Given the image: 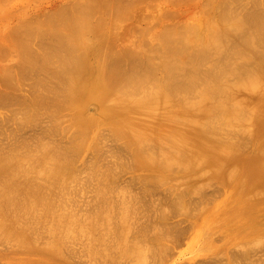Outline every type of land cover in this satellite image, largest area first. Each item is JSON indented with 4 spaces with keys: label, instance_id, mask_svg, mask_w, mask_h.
Masks as SVG:
<instances>
[{
    "label": "rangeland",
    "instance_id": "1",
    "mask_svg": "<svg viewBox=\"0 0 264 264\" xmlns=\"http://www.w3.org/2000/svg\"><path fill=\"white\" fill-rule=\"evenodd\" d=\"M65 1L66 0H0V15L2 16L3 12H5L4 15L6 17L10 14V17H9L10 19L8 18V20L5 19L6 17L0 16V55H1L0 56V77H1L0 79H4L3 81L0 80L1 81L0 83H3V85L5 87V88H2L1 87L2 84L0 85V87L2 88V89H0V91H1L0 94L1 93H3V94L8 93L5 91L12 90L11 86L13 87V90L10 91L11 93L10 92L8 93L9 98L7 97L8 99H6L5 102L3 101L4 103H0L1 104L0 105V124H1L0 125V129H1L0 130V147H1L0 148V166H1L0 167V180H1L0 181V190L8 188V187H9V189L14 188V191H17V192L19 191L20 193L22 192L23 195H21V196H25L24 198L27 199L28 196L24 195L25 193L23 191H25V190L28 191L29 189H34L37 187V188H40V190L42 188L41 191H43L47 195L48 194L52 195L50 197L53 198L52 205H50V204L48 205L49 211L47 208H46V211L41 209V205L40 204L38 205V203L34 205L35 207L34 206L32 207L31 210H34V208H36L38 211L34 212V211H36V209L33 211L35 213V217H33L34 214L33 215L29 214V216L31 215L32 218L30 220V217H29L27 222L29 224L30 223L29 220L31 221L32 225H29V226H31V229H29L30 227L28 225L23 226V228L22 227L21 228H18V227L17 228H15V227L10 228L8 231L0 229V264H25V263L26 264H44V263L45 264H53V262H54V264H264V168H262L259 171V167L257 166V163H255V162L259 163V160H258L259 157H257V155L261 156V157L264 156V141H263L264 140V131L261 133L262 128H258V127H262V125L264 124V85L260 86V84L255 85L254 83L253 84L252 83L246 84L244 81L247 77L245 75V73L242 74L245 76V78H241L242 76L236 77V74L241 73L240 71L242 70L241 67L237 68L236 67L237 65L238 66H242V65L245 66V64L247 65V63L253 59V63H251V61H250V63L254 66L256 64L255 62H257V58L256 57H242L241 58L240 56H237V54L236 55L234 54L235 56L232 54L234 57L233 58L232 55H230L232 53V49L234 47V43H232V42H235L233 38L232 39L231 38L223 39V40H221L219 45L218 44L211 45L212 47L211 46L209 47V56L205 57L203 60L197 61V59H196V63H195L194 57L193 58L191 57L193 60L190 57H188L190 59L189 60L185 56L187 53H184V55L177 54V56H179V57H177L175 55L177 58L174 57L173 59L176 60L179 58L181 60V61H179V59L176 60L177 62H179L181 64L180 66L183 69V70L181 69V72H184V73L188 72L190 74H194L192 77H194V76L196 77V78L194 77V80L198 79V81H196L197 83H201L202 85L203 84L205 85L207 83V81L209 82L208 84H210V85H211V83H217V84H219L218 85L219 89H220V85L223 83L226 86L227 85L230 86L228 88L226 87V90H224L225 86L222 87V85H221V88H223V89H220L219 92L218 91L216 92V90H215V92H213V93L211 92L210 96H209L207 94L210 92V90H209L210 86L208 87V84L205 85V86H207L206 89L209 88L208 92L203 88L205 86H202V88L205 90V93H204L203 89L200 88L201 84L198 85L194 80L191 83L193 85L195 83V86L198 85L197 88L200 86L198 88L199 90H197V89H196L197 91L195 90V92H197V93L199 92L200 94L198 95L197 93H195V95L198 98V101L196 100L197 101L196 103H199L198 107H202V110L206 109L207 107L209 108L212 105H215V103L212 104L213 99H215V101H217L216 99L218 97V102L223 101L224 105L225 106L227 105L226 107L228 108V110L231 107L230 108L231 113L238 111L237 114H239L238 115L239 118L238 117L235 118L237 114L232 113L233 115L229 118L226 115V117L224 119L225 121H223V122H226L225 124L224 123L222 124V122L220 124L221 128L224 129V131H221V133L222 132L224 134L231 133V135L228 134L227 136L226 135L222 136L224 134L222 133V135H221V133H220V136H222V137H218L219 136L218 132H220V130H222V129L219 126H217L220 129V130H218L217 127H215L217 125V123H215V121L211 122L209 119H208V121H210V122L206 121L207 122L206 123L204 121L203 123H205V124H203V123L201 124V122H199V120H201L203 117H201L202 115H199L198 113L197 114L200 118L194 117L196 120H194L193 118L191 120H189V118L192 117L191 116L192 114L189 112V113L183 115V120L177 121L178 115L175 114L174 110H172V109H169V110L166 109L165 110L163 108V106H161L159 101L157 102V101H151V100H144V101H142V103H143L142 107H140V109L136 110V112L133 113L136 115V118L132 119L131 122H129L127 125V127L129 128L128 130H131L134 133L138 132V134L141 133V135L139 136L138 134H131L130 136L129 135L123 136V137H128V140L129 139L131 140V141L129 140V142H132V140H133L132 137H135L134 138L135 142L131 143V147H130V144L127 143V141H126L127 139L124 140L125 138H122V134L117 135L120 133L117 131L118 130L117 129L118 127L116 126L117 124L112 122L111 119L101 118L102 120L105 121V123L101 119H96V120H94V123L92 122V124L91 123H88V125L86 124L85 126H87V127H84V124H81L76 119H74L73 115H70L71 114L70 112H72V111L74 112L75 108H78L79 105H78L77 101H75V103H73V105L75 104L74 105L75 107L73 109L70 107L69 108L71 110L69 108L63 109V111L59 112L60 116L55 114V110L53 109L55 107L51 106V108H50V106L47 105L48 104L47 101L49 100V99H47L48 93L51 95V97H53V101L56 100V99H54V96L52 95V93L54 91L53 90L51 91V89H50V91L48 93H45L47 91L43 92V90L46 89L45 88L46 84H47V86L48 85L50 86L51 84L57 82L58 85H60L58 82L60 80V75H56L57 77H55L52 73L47 71L48 69L50 70V68H48V69L46 68L47 69L46 71L48 74L45 72V74H47L48 76H49V74L53 75V77H52V75L49 76L50 79L48 81H47L48 77L46 79L45 78L43 79L44 76L46 77L45 74L43 75V77L40 76L41 74L40 75L38 74L40 76V78H42V80H44V83H45V85H43L44 87H39L41 89H39L38 91H37L38 88L36 87L37 82L39 81L38 84L40 86H42V84H44V83H40V82H42V80H40V79L38 80L37 79L38 76H36L37 78L35 77L38 81L36 82L35 85L32 86L31 85L32 81L33 80L36 81V79H34V78L32 79V75H31V78L29 77V75H26L30 79L28 77L26 79H24L25 76L20 75L22 70H21L20 65L18 64V58H17V53H16L18 50L17 49L18 48V46H17L18 42L17 41L19 39L23 41V39L28 38V39H30V41H32L31 42L32 45H33V41L35 39L36 40L38 39L39 41H41L40 39H43L44 36L43 37L40 36V34L38 32L41 33L44 30L43 33L45 32V34L47 35V33L49 31L48 29L52 25L51 23L55 20L56 12L59 11V10H57L58 5L60 6V4H62V3L67 4V2H68V4L69 3L71 4L72 2H74L76 0H69V1L67 0L66 2ZM70 1H72V2H70ZM145 1H150V2H148V4H146ZM145 1L144 0L141 1V2H144L141 4H140V2L137 3V7L132 8L131 11L128 10L129 12L127 11L126 12L127 14L123 13L124 15L123 14L118 15L117 16L118 18L112 17L111 19H109V17L106 16V17H108V18H106L107 19L106 22L109 20L108 21L109 24H108V22L105 23L104 30L107 31V29H108V31L110 32V39H112V40H110V43L112 42L111 46L114 45V46H112V49L113 48L116 49V50L113 49L114 52L119 54L120 50H122L120 52V54H121V53H125L126 51L130 50L131 52L135 51L136 54L138 55V51L141 50L142 52L140 51L139 54H141V56H143V52L146 56H148L150 54L151 57H150V55L148 57L153 62H151L148 57L146 58V56H143L145 58H143V57H140V58L143 60L147 59L154 66H155V62H156V60L154 61L155 58H157V61L159 62L160 60H162V58H160V55H163V54L166 55V51H164V50H163L164 52L162 51L163 47H162V43H161V39L163 38V35L161 33H163L162 31L166 27H168V26H163L164 24L165 25L168 24L170 26V27H168V29L171 28L174 30L173 31L170 29L172 32L176 31V33H178L180 31L179 33H181L183 35V31L180 30L181 26H182V28H181L182 30L185 29L184 34H186L187 33L186 30H188L186 28L188 26L191 27L192 26L191 24L192 23L194 24V22H195V24H197V25H194V26H196V27L198 26V28H200V31H203V33H204L203 28L206 30L207 28L211 27V29H212L214 27V29H215L216 25L217 24L221 25V20H222V22L224 20V19H222V17H220L221 20H219V17H218L219 14H217L219 9H221V7H219V6L221 5L220 3L222 2V0H217V2L220 1V3H217L219 6L216 5V3L213 4V5H216L219 7V8H215V9L212 8L213 7L212 3L216 2V1L212 2V0L211 1H209V0H196V1L195 0H184L183 1L182 0L183 1L182 3H181V0H179L180 2L178 0H176V1L174 0L175 2H173V0H169L168 2H167V0L166 1L165 0H159L161 2L156 0L159 5L154 0H145ZM170 1H172L173 3H171ZM206 1L210 4V6ZM241 1L242 2L239 1L240 3H243V4H241V6L239 5L240 3H238V4H236V6H239V7H236L235 6L236 1H234V2H232L234 6L232 5L231 2L229 4V5L233 6V7L231 6L233 9L230 6H228V8L230 10H233L235 14H237L238 12L240 14L243 12L242 11L243 9H244V12L246 10L249 11L254 6V3L256 1L262 2L264 0H262V1L261 0H245V1H248V2H246V4H244V0H241ZM205 2L207 3V5H205L206 4ZM250 3H253V4H250ZM144 4H145V6L148 5L146 7V9H145ZM256 4H258V3H255V5ZM62 5L60 6V8L62 7ZM154 5L156 8L154 7ZM200 5H201V7H200ZM242 5H243V7H242ZM55 6H57V7H55ZM63 6H66V5H63ZM52 8L53 9L56 8L55 10H57V11L53 10ZM235 8L238 11H235L236 10ZM16 9H18V11ZM51 9L53 11H55V16H53V17H52V15L54 14V12ZM166 9H167L166 12H168V13H165ZM206 10H209L208 13L212 17L210 15L208 16V13ZM50 11H52L53 14H51L52 12L50 13ZM18 12H20V13H18ZM169 12L172 14H170ZM219 12L221 13V11H219ZM229 12H231V11H229ZM232 12H231V14H232ZM15 13L17 16L15 15ZM22 13L24 14L25 17H23ZM34 13H36L37 15ZM48 13H50V14H48ZM11 14H13V15H11ZM21 14H22V16H20ZM161 15H164L165 17L161 16ZM47 16H48V18H47ZM125 16H127V18ZM155 16L157 19L155 18ZM219 16H221V14ZM158 17H160V18H158ZM203 17H204L205 22L203 20ZM11 18H12V20H11ZM18 19L21 21H17ZM35 19H36V21H35ZM112 19L114 21L116 19V21H115L116 23L114 21L111 22ZM193 19L195 21H193ZM198 19H201V20H198ZM208 19L210 20V23H207ZM27 20H28V22H26ZM120 20L121 21L123 20V22H121ZM197 20L200 22H198ZM22 21H23V23H21ZM214 21L217 23H215ZM39 22L42 23V25L44 24V27L41 24L39 25ZM47 22H50V26H49V24L47 25ZM117 22H118V24H117ZM188 22H189V24L187 25ZM13 23H15V24L13 25ZM205 23H207V24H205ZM37 24L39 26H37ZM111 24H113V28H115L117 30L116 31L114 29L115 33H113V28H112ZM145 24H148V25H145ZM183 24L186 25L185 28L183 27ZM18 25H21V26H18ZM25 25L27 28L25 27ZM28 25H30V26L28 27ZM35 25L39 29L33 28V27H36ZM149 25L150 26L153 25L152 29H151V27L150 28L148 27ZM31 26H32V28H31ZM109 26H110V28H107ZM178 26H179V28L175 29ZM118 27H119V29H117ZM131 27L133 29H131ZM163 27H165V28H163ZM53 28H50V29H53ZM15 29H17V32ZM25 29H29V30L31 29L30 32L32 33V31H33L36 33V35H35V33L34 34L32 33L33 36H32V34H31V36L26 35ZM33 29H35V31ZM40 29H42V31H40ZM129 29H130V31H132L131 34H130ZM121 30H122V32H121ZM135 30H137V32ZM177 30H178V32H177ZM116 33H118V34H116ZM137 33L139 35H137ZM176 33H174V35L180 37L179 35H181V34H179V33L176 34ZM142 34L145 38L142 36ZM35 36H37V37H35ZM119 36H120V38H119ZM176 36H175V38H173V37L172 38L176 39ZM12 37L15 39V42L12 39ZM22 37H24V38H22ZM32 37L34 38V40ZM113 37H114V39H113ZM48 39H50V38H48ZM142 39H143V42H141ZM11 40H12V42H11ZM36 40L34 41L35 46L38 44V43L36 44V42H38V40L37 41ZM43 40L46 43L47 37H46V39H43ZM226 41L228 43H225ZM49 42H51V40H49ZM114 42L115 43L117 42V43L114 44ZM139 42L141 44H139ZM7 43H8V45H7ZM41 43H42V41H41ZM151 43H152V45H151ZM9 44H11V45H9ZM221 44H223L222 48H224V47H226V48L222 49L220 46ZM38 45H37V47L40 48V46H38ZM158 45H159V47H158ZM260 45L262 46V48H260L261 47ZM260 45L258 48L260 50L264 49L263 45L262 44H260ZM142 46L144 48L145 47H147V48L145 50H142L141 49V48H143ZM160 46H161V49H160ZM191 46L189 45V47L187 48V51L195 48V46L194 47L192 46V48H191ZM155 47L158 48L157 52H156ZM229 47H231V49ZM150 48H152V49H150ZM210 48L213 50V52ZM3 49H4V51H3ZM117 49L119 52L117 51ZM220 49H221V51H220ZM226 49H227V51H226ZM8 50H10V51H8ZM146 50H149V51H147L148 55H147V53H145ZM159 50L162 51L160 53V55H159V52H160ZM218 50L221 52L220 55H219ZM135 52H133V53H135ZM214 52L216 53V55L218 57L219 56L220 57L218 58V57H216V55L214 56V54H215ZM221 54H222V56H221ZM9 55H10V57H9ZM156 55H158V56H156ZM2 56H5L4 58H6V57L7 58L6 59L1 58ZM14 57H15V59H14ZM165 58L166 57H164L163 59L165 60ZM208 58H212V61H211V59H209L210 61H208L207 60ZM236 58H238V60L240 58L244 59V61H246L247 63L246 62L243 63L244 61L243 60L241 61V59L239 60V63H238V60ZM2 59H4V60H2ZM88 59L92 60V58H89V57H88ZM184 59H186L188 62ZM191 60L194 61V63ZM219 60H222V63H221V61L219 63H216ZM199 61H202V62L200 63ZM203 61H205V63H203ZM223 61H226L225 66H224ZM236 61L238 64L235 63ZM160 62L159 63L156 62L157 63L156 69L158 71V72L156 71V74L159 73V75H161L160 77L165 76V78H166L165 72H163V70L161 69L162 66L160 65ZM197 62H199L198 65H197ZM232 62H233V64H236V65H233L234 68H236V69L231 68L233 66H231L230 63H232ZM240 62L243 64H241ZM10 63H11V65H8ZM191 64H193V65H191ZM194 64L196 65V67ZM199 64H201V65L199 66ZM203 64H205V66H202ZM217 64L218 65L221 64V65L218 66ZM239 64H241V65H239ZM251 64L248 63V65H250V67H251ZM18 65H19V67H18ZM54 65H55V63L51 64V66L53 68L55 67ZM216 65L218 66V68ZM226 65H227V67L230 65L229 69L226 68ZM207 66L212 67V69L208 70ZM220 66H223V67L221 68ZM197 67H198V69H197ZM206 67H207V69H206ZM185 68H186V70H185ZM193 68H194V73H191L193 71ZM195 68L197 69V71ZM223 68H224V73H223V71H221ZM15 69H16V72H15ZM19 69L21 70V72ZM205 69L207 70V72ZM226 69L229 72H231V74H233V76L235 75V77L229 76L230 73L229 72L226 73L225 72ZM237 69H240V71H237ZM53 70H51V72ZM198 70H199V72H198ZM202 70L203 71L205 70V71L203 72ZM210 71H212V73L214 72V74H216V72H217L219 76L213 75V74H212L213 75L212 76L210 74L211 73ZM234 71L235 72L237 71L238 73L237 72L235 73ZM13 72H14V74H13ZM196 72H197V74H196ZM200 72L204 73L205 75H206V73H209L208 74L209 78L212 76L211 78L213 80L211 78H210L211 80L208 79V77L206 76V78L204 77L205 80L207 79L206 83H205V80L202 79V77L204 75ZM188 73H186L185 77L190 75V74L188 75ZM195 74L197 76H198V74H199V76L202 74V77L200 76V78H198L199 76L197 77ZM71 75L74 78L76 73L73 76V72H72ZM159 75H157V76L159 77ZM220 75H221V77H220ZM222 75H223V80H225L227 82H224V81L221 82L222 79H219V78H222ZM224 75H226L227 78H226V76L224 77ZM215 76H217L216 78H218L219 81H216V78H213ZM228 76H229V78H228ZM2 77H4V78H2ZM18 77L20 78L21 81H24V83L21 82L20 80H16V79H19ZM234 78H235V82H233ZM238 78L239 79L241 78V80L243 79V82L245 84L241 80H238ZM200 79H202V80H200ZM236 79H237V81H236ZM247 79H249V78H247ZM25 80L27 81V84L30 83L28 86H30V88L33 87L35 89V92H29V93L26 92L27 90L32 91V89L28 88L27 85H24V84H26ZM80 80L81 79H79V81H77V83H78L77 87H79V89L83 86L82 85L83 82L82 81L80 82ZM203 80H204V83H202ZM209 80L212 82H210ZM228 81L231 83H229ZM16 82L18 84V87H17V85H15V87H14V84H16ZM73 82H74V80H73ZM21 83H23V84H21ZM57 83L54 84V85H56L55 88L58 87ZM80 84H81V87H80ZM217 84H216V86H217ZM232 84H235V85H232ZM19 85L20 86L24 85L25 88L23 89V86L20 87ZM54 85H51V86L53 87ZM143 85L145 87L147 85V87H148L149 83H146V85L145 84H143ZM213 85H214V87H213ZM213 85H212V87L214 89L218 88V87H215V84H213ZM251 85H253V87H251ZM195 86H192V88L193 87L195 88ZM234 86H236V87H234ZM8 87H9V89H8ZM50 87H47L46 90H49L48 88H50ZM143 87H142V90L144 89L143 91H145L144 92L145 94H147V92H149V91L154 92L153 88L154 87L157 88V86H154L151 90H148V89L145 90V87L144 88ZM212 87H211V89H212ZM14 88H16V89H14ZM20 88H22V90ZM55 88L53 87V89H55ZM192 88H190L192 91V92H190L191 97H190V93L187 91L188 88H183L182 89L183 92L177 91V94H180L181 97H180V95L178 97V95H176V94L174 96V93H176V91H174L173 94H172V92L169 94H171V96L173 95V97L175 99H177V98L182 99L183 95H184V97L189 95L188 97L192 98L194 96V93H193L194 88H193V90H192ZM34 89H33V91H34ZM57 89H59V87ZM214 89L211 91H214ZM242 89H244L246 91H244ZM41 90H42L43 95L46 94L45 95V101H44V98L42 99L43 95L40 93ZM142 90H139V92L141 91L140 93H142L143 92ZM222 90H224L225 92L224 91L223 92L226 93L227 95L224 94L225 95L224 96ZM18 91L22 92L21 95L19 94ZM56 91H58V90H56ZM12 92L13 93L15 92L16 96H15V93L13 94ZM220 92H221V95H220L221 97L214 95V93L219 94ZM250 92H252V94ZM25 93H26V95H25ZM211 95L212 96L214 95L216 97L213 96V99H212ZM19 96H20V98H19ZM40 96H41V98H39ZM171 96H169V97L172 98ZM196 96H194L195 98L193 97L194 99L192 98V101H191V99L190 100L187 99L188 97L187 98L183 97L184 100L181 102H183V103L184 102H188V103L191 102V104H196L195 103ZM227 96H228V101H227ZM26 97H27V100H26ZM30 98H31V100H30ZM55 98H56V96H55ZM224 98L227 101V103H226V101H224ZM34 99L37 102L36 106H35L36 109H34L33 105H32L33 106V108H32V106L30 104L31 102L34 101ZM46 99H47V101H46ZM210 99H212V100H210ZM231 99L233 101H236V103L232 102ZM40 100H43V101H40ZM200 100H202V101L200 102ZM230 100H231V102H230ZM0 102H1V100H0ZM15 102H17V103H15ZM50 102H52V101H50ZM54 102H52V103L54 104ZM192 102H194V103H192ZM11 103L12 104L15 103L17 105H15V106L13 105L14 108H12V107H10L12 105ZM26 103H28L29 105ZM40 103H43V104H40ZM229 103H232V104H229ZM237 103L240 104L241 107L239 105H236ZM228 104H229V106H228ZM6 105L9 106L11 108V110L9 107H8V110H7V108H1L3 106H6ZM46 105H47V107L49 106L48 107L49 111L47 110ZM50 105H52V104L50 103ZM86 105L83 107V110H85L83 112H85L86 114H91V115H86V116H94V114H96L98 112V109H95L94 105L92 103H89V105H88V103H86ZM245 105L248 106L247 107L248 110H245V112H242V114H243L242 115L241 110L244 111V109H247ZM55 106L57 108V105H55ZM249 106H251L252 109ZM212 107L214 109L213 111L215 112V110H217L216 107H218V106H212ZM27 108H29V109H27ZM15 109H16V111H15ZM32 109H33V112L35 114L32 113V111H31ZM43 109H45V110H43ZM239 109H241V110L239 111ZM26 110H28V111H26ZM251 110H253V111L251 112ZM89 111H91L92 113ZM249 111L251 112L252 115L250 114ZM4 112H6L7 114ZM37 112H39L38 114L40 116L37 114ZM47 112L49 114H46ZM50 112H51V114H50ZM67 112H69V113H67ZM52 113H54V114H52ZM56 113H57V109H56ZM60 113H62V114H60ZM64 114H66V115H64ZM171 114L174 115L173 120L176 119L175 121H169L170 119H172ZM11 115H12V118H11ZM25 115L27 116V119L25 118L26 117ZM31 115L34 116V118L31 117ZM53 115H54V117H53ZM98 115H99V113H97V115H95V117H97ZM166 115H168L170 118L166 117ZM244 115H245V118H240V116L244 117ZM250 115L252 116V118ZM233 116H235V117H233ZM167 118H169V120ZM231 118L233 119V121ZM2 119H4V120L2 121ZM20 119L23 122H21ZM65 119H66V121H64ZM251 119L253 122L251 121ZM11 120H12V122H11ZM61 120H62V122L60 123ZM114 120H117V118H114ZM202 120H205V119L203 118ZM241 120L243 122L245 121L244 123H246V124L248 123V124L247 125L244 124ZM98 121H100V122H98ZM157 121H159L158 123H160V124L159 125L157 124L156 126H154V124L157 123ZM234 121H235V123H234ZM237 121H239L240 123ZM32 122H33V125H31ZM68 122H70V124ZM109 122H112V123H109ZM66 123H68L69 126ZM77 124H78V128H75V126ZM114 124L117 128L115 126H113ZM212 124H213V127H212ZM229 124H232V125H229ZM235 124H237L236 127H239L241 130H239V131L236 130V127H234ZM249 124H250V126H249ZM40 125H42V126H40ZM80 125L83 126L84 128L81 127ZM130 125H131V127H130ZM134 125L136 126V128L132 129L135 127ZM209 125L213 129L215 127V129L212 130L211 127L209 128ZM222 125H225V126L222 127ZM109 126H110V128H109ZM112 126L114 129L112 128ZM73 127H74V129H73ZM138 127H141V128H138ZM153 127H155V128H153ZM156 127L157 128L162 127V129H164V131L161 128L158 130ZM205 127L206 128L208 127L207 128V129H209L208 132L211 129V133L209 132L210 134H208V136L206 134V131L204 133L202 132V130L204 131ZM225 127H228L229 131ZM18 128L21 130H19ZM42 128H44L45 130ZM150 128H151V132L153 133V131H152V129H153L157 133V135H154L155 133H153V134L149 133L150 131L149 132L146 131L148 129L150 130ZM170 128H172V129L174 128V129L172 131H170V130H168ZM231 128L235 129V130H231ZM207 129H205V130H207ZM246 129L249 130V133ZM51 130H54V132H56V133H53V131H51ZM161 130L163 131V133L165 132L164 134H166V135L169 132H175L176 134H178V135H176L175 133H174V135H172V133L169 134L168 136H170L171 138H174L175 136L179 137L181 135V138H183V139L179 138V139H176L177 140L176 141V140H174L176 138L175 137L173 139L174 141H172V139L165 137L166 135L163 134V136L165 137V138L163 137V139H165L163 141L165 143H163L162 139L160 138L161 137L160 134H162ZM230 130L232 132H234L233 133L234 135L232 134V132ZM1 131H3V132H1ZM13 131L15 132V134ZM72 131L73 132L75 131V132L73 133ZM111 131H113L112 133L116 134L118 136V138L116 135H113L111 133ZM215 131H217V132H215ZM133 132H131V133H133ZM212 132H215L216 134H218V136H214L215 138L218 137L220 139L216 140L215 138H213L212 135L215 133H212ZM235 132H237V133L235 134ZM240 132L243 136L238 135ZM63 133H64V135H63ZM158 133H160V134H158ZM245 133L248 135V137L244 136V135H246ZM51 134H53V135H51ZM61 134L63 135V137ZM151 134L154 137L156 136L155 138L157 140L154 137H152ZM38 135H40V136H38ZM133 135H135V136H133ZM137 135L139 136V138ZM119 136H121L122 139H120ZM150 136H151V142H150V140H148L150 138L145 139V137H150ZM158 136H160V137H158ZM227 137L230 140L225 139ZM232 137L234 139H237V140L231 139ZM152 138H154L153 139L154 141L152 140ZM247 138L248 139L250 138L249 141ZM18 139H19V141H18ZM143 139H145V140H143ZM166 140H168V142H166ZM226 140H228V141H226ZM244 140H246V141H244ZM171 141L173 142V144L176 143V145L178 147L180 146L179 149L181 148V146L184 149L182 148V149H180L181 151H179V150H177L178 147L176 145H175L176 149H174L175 148L174 145H173L174 146L173 149L172 148L168 149L171 146V144H170V143H172ZM183 141H184V143H183ZM222 141H223V143H222ZM241 141H242L243 145L240 144ZM103 142H105V143H103ZM140 143H141V146H140ZM180 143H181V145H180ZM137 144H138V146L136 147ZM160 144L162 146H160ZM168 144L170 145L169 147H168ZM79 147H81V148H79ZM132 147H134V148H132ZM7 148H10V149H7ZM131 148H132V150H131ZM161 148H162V150L160 151ZM186 148H187V151H184ZM69 149H71V150H69ZM77 149H79V150H77ZM148 150H149V153H147ZM219 150H220V152H219ZM262 150H263V152H262ZM131 151H133V152H131ZM139 151H143V154H142V152L140 153ZM159 151L163 155H161ZM163 151L164 152L168 151V153H170V154L167 155L168 153H166V152L163 153ZM173 151H176L177 155H175V153ZM177 151L180 154L177 153ZM110 152H111V154H110ZM182 152H183V156H184L183 158L181 156ZM37 153H39V154H37ZM89 153H91V154H89ZM150 153L153 156L150 155ZM210 153H212V156H208V154H210ZM64 155H65V157H64ZM98 155H99V157H98ZM105 155L107 156V158ZM140 155L143 158H139V157H141ZM145 155H148L147 156V158H149V159H147L148 161L145 160V158H146ZM192 155H194V156H192ZM149 156H151V157H149ZM161 156H163V157L161 158ZM164 156H165V158H164ZM158 157L161 159L157 160L156 158H158ZM174 157H176V158H174ZM152 159L154 161H152ZM179 159H181V160H179ZM71 162H73V163H71ZM179 162H180V164H177ZM185 163H187V166ZM194 163H196L195 165H197V166H195ZM2 164L6 165V166L9 165L10 167H8V166L2 167L3 166ZM49 165L51 168L49 167ZM158 165H160V166H158ZM64 166H65V169L63 168ZM178 166H180V167H178ZM20 167H21V169H20ZM87 167H88V169H87ZM171 168L173 169V171ZM179 168H181V171L179 170ZM45 169H49L50 173L48 171H46ZM7 170H9V171H7ZM65 171H66L67 175L65 174ZM52 172L54 173V175ZM83 172H85V173L83 174ZM114 172H115V174H114ZM48 173L51 175H49ZM81 173H82V175H81ZM85 174H87V175L85 176ZM18 175H19V177H18ZM157 175L161 176V181L158 180V179H160V177H158ZM185 176L187 177V179ZM31 177H33V178H31ZM47 177H48V179H47ZM43 178H44V181L42 182ZM58 178H60V179H58ZM70 178H71V180H70ZM162 178H164V180ZM165 178H168L167 182H166ZM2 179H5V180L7 179V181L9 183L7 181L2 180ZM31 179H33V180H31ZM63 179H64V181H63ZM69 180L71 182H69ZM157 181H160V182H157ZM29 182H31V185ZM37 184H38V186H37ZM42 185H43V187H42ZM44 185H45V187H44ZM183 185H186V186H183ZM3 186H4V188H3ZM192 186H194V187H192ZM80 187H82V188L80 189ZM12 189L9 191H12ZM67 189L69 191H67ZM93 189L94 190L96 189V190L94 191ZM183 189H185V190H183ZM61 190H62V192H61ZM34 191H35V189H34ZM50 191L53 193L50 194L49 193ZM46 192H48V193H46ZM93 192H95V193H93ZM13 193H16V192H13ZM44 193L42 195H44ZM10 194H11V192H10ZM179 195H180V197H179ZM97 196H98V198H97ZM60 197H62L64 200ZM72 198H74V199H72ZM94 198H95V200H94ZM47 199H48V197H47ZM131 200H132V202H131ZM95 201H96V203H95ZM50 202H51V200H50ZM133 203H135V204H133ZM127 204H129V206ZM184 204H185V206H184ZM37 206L38 207L40 206L39 207L40 209H38ZM105 206H108V207H105ZM181 206H183V207H181ZM8 207H11L10 203H9ZM51 209H53V210H51ZM90 209H92V210H90ZM6 210H9V208L7 209V207H6ZM31 210L30 209L27 210V212H26L27 214L25 213V215H26L25 217L28 216V212L33 213ZM39 210H40V212H39ZM61 210H62V214H61ZM74 210L77 211L78 213H75ZM11 211L10 210L4 211L3 213L6 214L5 212H8L7 215H9V214L12 215L11 213H13V211L12 212ZM50 211L53 212V216H52V212L50 214ZM9 212H11V213H9ZM45 212H46V214H45ZM65 212H67V213H65ZM70 212L71 213L73 212L74 214L71 215ZM87 213H88V215L86 216ZM0 214H2V213L0 212ZM54 214H56V215H54ZM36 215L37 216L39 215L38 216L39 218ZM62 215H64V216H62ZM52 217H53V219H52ZM61 218H63V220ZM37 219H39V220H37ZM41 219H43V220L45 219L44 223H43V220H41ZM68 219H70V220H68ZM89 219H90V221H89ZM50 220L53 222L52 223L49 222ZM55 220L57 223H58V221L61 222V224H59V223L56 224ZM85 220H86V222H85ZM45 221H46V223H45ZM73 221L75 222V224ZM81 221H82V223H81ZM49 223H51V224H49ZM53 223H55V224H53ZM68 223H70V224H68ZM36 225H38L39 227ZM49 225L50 226L52 225V227H53V225H54V227L57 226L56 227L57 229H55L53 227L54 230H52V232H51V229H53V228L52 227L50 228ZM79 225H80V227H79ZM33 226L36 227L34 229H37V231H39L38 234H37L36 230H34L33 232L31 231V230H33L32 229ZM61 226H64V228L67 227V229H64ZM73 226H75L73 229H75L76 231L78 229V231L76 232L75 230L72 229V232H71L69 230L71 232V233L68 232L69 235L71 236V237H69L68 235L65 234L64 231L65 230L67 231L69 227L71 229ZM58 227H60V228H58ZM61 228L64 230H62ZM112 228H113V230H112ZM161 228H163V229H161ZM41 229H43V230H41ZM60 229L62 232L60 231ZM55 230L56 231L58 230V232H55ZM43 231H46L47 233L44 232V235H43ZM49 231H50V233H49ZM102 232H103V234H102ZM35 233L37 234V236ZM45 233L49 236H47ZM53 233H55L56 236ZM32 234H34L35 236ZM39 234H40V236H39ZM57 235H59V237ZM60 235H62V236H60ZM102 235H103V237H102ZM159 236H161L162 238ZM66 237H67V239H66ZM38 239H41L42 241H40ZM63 241L65 243H63ZM66 241H68V242L66 243ZM162 243L165 246H163ZM64 248H66L67 250L66 249L64 250ZM146 250H147V252H146ZM239 250H241V251H239ZM63 252H65V254ZM168 252L170 255L168 254ZM6 255H7V257H6ZM66 255H67V257H66ZM152 255L155 257H153ZM40 259H42V261Z\"/></svg>",
    "mask_w": 264,
    "mask_h": 264
},
{
    "label": "bare ground",
    "instance_id": "2",
    "mask_svg": "<svg viewBox=\"0 0 264 264\" xmlns=\"http://www.w3.org/2000/svg\"><path fill=\"white\" fill-rule=\"evenodd\" d=\"M67 1V0H66ZM65 1V2H66ZM69 1V0H68ZM141 1H143V0H76V1H74V2H72V1H70V2H72L71 4L69 3L68 4V2H67V4L65 3H62L63 5H66V6H63L62 4H60V6L62 5V7L60 8V6L58 5V9L57 10H59L58 12H56V16H55V11H57V10H55V9H53V10H55V11H53L52 9V11L54 12V14H53V12L52 11H50V13L51 14H53L52 15V17L53 16H55V20L51 23L52 25L50 26V22H47V25L49 24V26H50V28H53V29H48L47 31H48V33H47V35L45 34V32L43 33V31H42V29H40V31H42L41 33L40 32H38L39 34H40V36H44V38L43 39H46V37H47V40H46V43H45V41L43 40V39H40L41 41H42V43H41V41H39L38 39V42H36V44L38 45V46H40V48H38L37 47V45L35 46L34 45V41L36 40H34V38H33V45H32V41H30V39H28V38H26V39H23V41L22 40H20L19 38V40L17 41L18 43V50H17V58H18V64L20 65V67H21V70H22V72H21V70H20V72H21V76L22 75H24L25 76V78L24 79H26L28 76H26V75H29V77L31 78V75H32V79L34 78V79H36L37 77L36 76H38V80L40 79V80H42V78H40V76L41 77H43V75L45 74V72L47 73V71L48 72H50V73H52L55 77H57L56 75H60V80L58 81L59 82V84L60 85H58V83L57 82H55V83H53V84H51V85H54V84H56L57 83V85H58V87H59V89H57L58 87H56L55 88V86L56 85H54L53 87L55 88V89H53V87L51 86H47V84H46V89H47V87H50V88H48L49 90H46L45 88V90H43V92L44 91H47V92H45V93H48L49 91H50V89H51V91L53 90L54 92V94L52 93V95L54 96V99H56V100H54L53 101V97H51V95L48 93V95H47V99H49L48 101L50 102V101H52V102H54V104L52 103V102H50L52 105H50V103L47 101V99H46V101H47V105H49L50 106V108H51V106L53 107H55L56 108V106L55 105H57V113H56V109L55 108H53L54 110H55V114H57L58 116H60L59 115V112L60 111H63V109H66V108H74L75 106V104L73 105V103H75V101H77V103H78V108H75V111L72 113V112H70L71 114L70 115H73V118L74 119H76L78 122H80L81 124H84V127H87V126H85L86 124L88 125V123H91L92 124V122L94 123V120H96V119H101V118H109V119H111L112 120V122H114V123H116L117 125V127L115 126V124L113 125V126H115L117 129V131L118 132H120L119 134H117V135H120V134H122V138H125L124 140H126L127 141V143H129L130 144V147H131V143H133V142H135V137H132V142H129V140H128V137H123V136H127V135H131V134H138V132L137 133H134L133 131H131V130H128L129 128L127 127V125H128V123L129 122H131V120L132 119H135L136 118V115L135 114H133L134 112H136V110H138V109H140V107H142V105H143V103H142V101H144V100H151V101H159V103L161 104V106H163V108L166 110H169V109H172V110H174L175 111V114L176 115H178V119H177V121L178 120H183V115L184 114H187V113H191L192 115V117H190L189 118V120H191L192 118L194 119V120H196L195 118H200L199 116H198V114L199 115H202L201 117H203L205 120H199V122H201V124L205 121H207V122H213V121H215V123H217V125L215 126V127H217V126H219L220 128H221V122H222V124L224 123H226V122H223V121H225L224 119H225V117H226V115L228 116V118L229 117H231L234 113L235 114H237V112L238 111H236V112H230V108H229V110H228V108L224 105V103H223V101L222 102H218V97H217V101H215V99H213V96L214 95H216V96H219V97H221L220 95H221V92L218 94V93H214V95L212 96L211 95V97H212V99H213V103L212 104H214L215 103V105H212V106H218V107H216L217 108V110H215V112L213 111L214 109H213V107L211 106V107H207L206 109H204V110H202V107H198L199 106V103H196L197 101H198V98H197V96L195 95V93H197V92H195V90L197 89V90H199L198 88L200 87L201 89H205L207 92H208V89H206V87L207 86H205L206 84H208L209 82L207 81V83H206V80H205V78H206V76L208 77V79H210L213 75H218V73L216 72V74H214V72L212 73V71H210L211 73V77L209 78V73H206V75L204 74V73H202V72H200V73H202L204 76L202 77V74L200 75L201 77H202V79H204L205 80V85L203 84H201V83H197L196 81H198V79L197 80H194V77H192L194 74H190V73H188V72H186V73H188V75L189 76H187V77H185V75H186V73H184V72H181V69H182V67L180 66L181 64L179 63V62H177L176 60H178V59H173L174 57H176L177 56V54H180V55H184V53H187L185 56L188 58V57H194V59H195V63H196V59H197V61L198 60H203L205 57H208L209 56V47L211 46V45H216V44H220V42H221V40H223V39H227V38H233L234 39V41L235 42H232V43H234V47H233V49H232V53L230 54V55H236L237 54V56H240L241 58L242 57H256L257 58V62H255L256 64L253 66L251 63H253V59L252 60H250L251 61V63H250V61L248 62L249 64H251V67H250V65H248V63L246 62V61H244V59H241V61L243 60L244 62L243 63H247V65L245 64V66H236L237 68L239 67H241L242 68V70L240 71V69H237V71H240L241 73H239V74H236V77L237 76H242L241 78H245V76L244 75H242V74H244L245 73V75L247 76L246 77V79L244 80L245 81V83L247 84V83H254L255 85L256 84H260V86H263L264 85V49H259L258 47H259V45L260 44H262L263 45V48H264V1H262V2H255V3H258V4H256L255 5V3H254V6L249 10V11H245L244 12V9L242 10L243 12L242 13H240L239 14V12L237 13V14H235L234 13V11L233 10H230L229 8H228V6H232L233 5V3L232 2H234V1H236L235 2V6H236V4H238V3H240V2H242L241 0H222V2L220 3V1L219 2H217V0H212V2H214V1H216V2H214V3H212V5L213 4H215L216 3V5H218L217 3H220L221 5L219 6V7H221V9H219V11H221V13L218 11L217 12V14H221V16H219L218 15V17H219V20H221L220 19V17H222V19H224L223 20V22H222V20H221V25H219V24H217L216 25V27H215V29H214V27L211 29V27L210 28H207L206 30L203 28V30H204V33H203V31H200V28H198V26L196 27V26H194V25H197V24H195V22H194V24L192 23L190 26L191 27H187L186 29H188V30H186L187 31V33L186 34H184V30L185 29H181L182 28V26L180 27V30L181 31H183V35L181 34V33H179L178 32V30H177V32L179 33V34H181V35H179L180 37H178V36H176V35H174V33H176V31L175 32H172L171 30H173V29H168V27H170L168 24L167 25H163V26H168V27H163V28H165L162 32L163 33H161L162 35H163V38L161 39V43H162V47L164 48H162V51L164 50V51H166V55L165 54H163V55H160V53L162 52V51H160L159 52V55H160V58H162V60H160L159 62H160V65L162 66H160L161 67V69L163 70V72H165V74H166V78H165V76H162V77H160L161 75H159V73H157L156 74V71H157V69H156V64L157 63H159L158 61H157V58H155L154 59V61L156 60V62H155V66L154 65H152V63H150L147 59V61L146 60H143V59H141L140 57H143V56H146L145 54H144V52H143V56H141V54H139V52L141 51V50H139L138 51V55L136 54V52L135 51H126L125 53H121L120 54V52L122 51V50H120V52L118 51V49H117V51L119 52V54L118 53H116V52H114L113 51V49H112V46H114V45H112L111 46V44H112V42L110 43V40H112V39H110V32L108 31V29H107V31H105L104 30V26H105V23H107L106 22V18H108L109 17V19H111L112 17H117L118 15H121V14H123V13H126L128 10H130L131 11V9L132 8H135V7H137V3H139L140 2V4L141 3H144V2H141ZM145 1V0H144ZM154 1H156V0H154ZM159 1V0H158ZM166 1V0H165ZM169 0H167V2H168ZM176 1V0H175ZM174 0H173V2H175ZM179 1V0H178ZM184 1V0H183ZM182 0H181V3L183 2ZM196 1V0H195ZM209 1H211V0H209ZM121 2V3H120ZM146 2V4H148V2H150V1H145ZM157 2V1H156ZM159 2H161V1H159ZM164 2V1H163ZM162 2V3H163ZM166 2V3H167ZM171 3H173L172 1H170ZM180 2V1H179ZM207 2V1H206ZM205 2V3H206ZM230 2L232 3V5H229L230 4ZM246 2H248V1H245L244 0V4H246ZM165 3V2H164ZM170 3V4H171ZM208 3V2H207ZM207 3L205 4V5H207ZM211 3V2H210ZM139 4V5H140ZM157 4H158V2H157ZM209 4V3H208ZM241 4H243V3H240L239 5L241 6ZM250 4H253V3H250ZM249 4V5H250ZM143 5V4H142ZM159 5V4H158ZM173 5V4H172ZM171 5V6H172ZM211 5V6H212ZM216 5H213V7L212 8H219L218 6H216ZM144 6H145V4H144ZM148 5H146L145 6V9H146V7H147ZM209 6H210V4H209ZM215 6V7H214ZM234 6V5H233ZM232 6V7H233ZM248 6V5H247ZM246 6V7H247ZM55 7H57V6H55ZM154 7H155V5H154ZM166 7V6H165ZM200 7H201V5H200ZM231 7V8H232ZM236 7H239V6H236ZM242 7H243V5H242ZM256 9H255V8ZM48 8V7H47ZM51 8V7H50ZM60 8V9H59ZM149 8V7H148ZM156 8V7H155ZM22 9V8H21ZM163 9V8H162ZM170 9V8H169ZM233 9V8H232ZM236 9V8H235ZM234 9V10H235ZM247 9V8H246ZM17 11H18V9H16ZM193 10V9H192ZM204 10V9H203ZM210 10V9H209ZM209 10H206L207 11V13H208V11ZM252 10V11H251ZM167 11V9L165 10V13H168V12H166ZM180 11V10H179ZM229 11H233L232 12V14H231V12H229ZM235 11H238L237 9L235 10ZM3 12V11H2ZM15 12V11H14ZM129 12V11H128ZM139 12V11H138ZM137 12V13H138ZM173 12V11H172ZM214 12V11H213ZM4 13L5 12H3V15H4ZM18 13H20V12H18ZM50 13H48V14H50ZM158 13V12H157ZM170 13V12H169ZM246 13V14H245ZM2 14V13H1ZM14 14V13H13ZM13 14H11V15H13ZM23 14V13H22ZM22 14L20 15V16H22ZM34 14H36V13H34ZM127 14V13H126ZM132 14V13H131ZM144 14V13H143ZM149 14V13H148ZM170 14H172V13H170ZM215 14V13H214ZM242 14V15H241ZM1 16V17H6L5 15L4 16ZM8 15V14H7ZM15 15H16V13H15ZM29 15V14H28ZM37 15V14H36ZM45 15V14H44ZM124 15V14H123ZM129 15V14H128ZM174 15V14H173ZM210 14L208 13V16H209ZM17 16V15H16ZM106 16H108V17H106ZM158 16V15H157ZM161 16H164V15H161ZM168 16V15H167ZM170 16V15H169ZM211 16V15H210ZM10 17V14L5 18V19H7L8 20V18ZM14 17V16H13ZM19 17V16H18ZM23 17H25L24 16V14H23ZM33 17V16H32ZM126 18H127V16H125ZM165 17V16H164ZM163 17V18H164ZM176 17V16H175ZM212 17V16H211ZM47 18H48V16H47ZM118 18V17H117ZM124 18V17H123ZM130 18V17H129ZM128 18V19H129ZM146 18V17H145ZM155 18H156V16H155ZM158 18H160V17H158ZM167 18V17H166ZM174 18V17H173ZM206 18V17H205ZM209 18V17H208ZM215 18V17H214ZM10 19V18H9ZM42 19V18H41ZM51 19V18H50ZM114 19V18H113ZM111 20V22H113L114 20ZM120 19V18H119ZM118 19V20H119ZM122 19V18H121ZM125 19V18H124ZM123 19V20H124ZM157 19V18H156ZM162 19V18H161ZM175 19V18H174ZM207 19V18H206ZM11 20H12V18H11ZM10 20V21H11ZM30 20V19H29ZM44 20V19H43ZM117 20V21H118ZM123 20L121 21V22H123ZM154 20V19H153ZM198 20H201V19H198ZM197 20V21H198ZM203 20H204V17H203ZM213 20V19H212ZM16 21V20H15ZM17 21H21V20H17ZM16 21V22H17ZM35 21H36V19H35ZM39 21V20H38ZM46 21V20H45ZM115 21H116V19H115ZM114 21V22H115ZM155 21V20H154ZM192 21V20H191ZM193 21H195L194 19H193ZM26 22H28V20L26 21ZM25 22V23H26ZM44 22V21H43ZM198 22H200V21H198ZM204 22H205V20H204ZM215 22V21H214ZM213 22V23H214ZM21 23H23V21L21 22ZM24 23V24H25ZM36 23V22H35ZM46 23V22H45ZM116 23V22H115ZM120 23V22H119ZM149 23V22H148ZM157 23V22H156ZM207 23H210V20L208 19V22ZM207 23H205V24H207ZM212 23V22H211ZM215 23H217V22H215ZM15 23H13V25H14ZM19 24V23H18ZM42 25V23H40L39 22V25ZM108 24H109V22H108ZM117 24H118V22H117ZM121 24V23H120ZM150 24V23H149ZM154 24V23H153ZM189 24V22L187 23V25ZM204 24V23H203ZM23 25V24H22ZM38 24H37V26H39ZM107 25V24H106ZM112 25V28H113V24H111ZM145 25H148V24H145ZM155 25V24H154ZM173 25V24H172ZM171 25V26H172ZM185 24H183V27L185 28L186 27V25L184 26ZM209 25V24H208ZM207 25V26H208ZM211 25V24H210ZM213 25V24H212ZM18 26H21V25H18ZM30 25H28V27H29ZM36 26V25H35ZM33 27V28H37V29H39L38 27ZM43 27H44V24L42 25ZM116 26V25H115ZM114 26V27H115ZM118 26V25H117ZM122 26V25H121ZM153 26V25H152ZM152 26H148L149 28L151 27V29H152ZM180 26V25H179ZM179 26L177 27V28H175V29H178L179 28ZM214 26V25H213ZM25 27H26V25H25ZM42 27V28H43ZM205 27V26H204ZM27 28V27H26ZM31 28H32V26H31ZM41 28V27H40ZM46 28V27H45ZM44 28V29H45ZM106 28V27H105ZM107 28H110V26L109 27H107ZM173 28V27H172ZM202 28V27H201ZM35 29H33L34 31H35ZM115 28H113V33H115L114 31L116 30H114ZM117 29H119V27L117 28ZM131 29H133L132 27H131ZM135 29V28H134ZM162 29V28H161ZM16 30V32H17V29H15ZM26 30V35H29V36H31V34L33 33H35V32H33L32 31V33L30 32L31 31V29L29 30V29H25ZM46 30V29H45ZM144 30V29H143ZM158 30V29H157ZM112 31V30H111ZM117 31V30H116ZM129 31H130V29H129ZM136 32H137V30H135ZM140 31V30H139ZM174 31V30H173ZM14 32V31H13ZM15 32V33H16ZM121 32H122V30H121ZM131 32L132 31H130V34H131ZM112 33V34H113ZM147 33V32H146ZM156 33V32H155ZM178 33H176V34H178ZM8 34V33H7ZM33 34H32V36H33ZM38 34V35H39ZM116 34H118V33H116ZM120 34V33H119ZM16 35V34H15ZM19 35V34H18ZM35 35H36V33H35ZM136 35V34H135ZM137 35H139L138 33H137ZM13 36V35H12ZM25 36V35H24ZM142 36H143V34H142ZM175 36H176V39H173V38H175ZM14 37V36H13ZM12 37V39L14 40V42H15V37L13 38ZM17 37V36H16ZM35 37H37V36H35ZM41 37V38H42ZM144 37V36H143ZM158 37V36H157ZM173 37V38H172ZM21 38V37H20ZM22 38H24V37H22ZM48 38H50V39H48ZM119 38H120V36H119ZM138 38V37H137ZM145 38V37H144ZM6 39V38H5ZM10 39V38H9ZM113 39H114V37H113ZM139 39V38H138ZM36 40V41H37ZM49 40H51V42H49ZM118 40V39H117ZM141 40V39H140ZM44 41V42H43ZM145 41V40H144ZM160 41V40H159ZM231 41V40H230ZM11 42H12V40H11ZM135 42V41H134ZM141 42H143V39H142V41ZM3 43V42H2ZM1 43V44H2ZM6 43V42H5ZM45 43V44H44ZM117 43V42H116ZM115 42H114V44H116ZM160 43V44H161ZM225 43H228L227 41L225 42ZM231 43V42H230ZM44 44V45H43ZM139 44H141L140 42H139ZM154 44V43H153ZM259 44V45H258ZM7 45H8V43H7ZM9 45H11V44H9ZM119 45V44H118ZM151 45H152V43H151ZM189 45L191 46H195V48H193V49H191V50H189V51H187V48L189 47ZM217 45V46H218ZM223 44H221L220 46H221V48L223 47L222 46ZM232 45V44H231ZM16 46V45H15ZM35 46V47H34ZM144 46V45H143ZM142 46V47H143ZM156 46V45H155ZM192 46H191V48H192ZM197 46V47H196ZM219 46V47H220ZM261 46V45H260ZM14 47V46H13ZM37 47V48H36ZM132 47V46H131ZM137 47V46H136ZM158 47H159V45H158ZM212 47V46H211ZM124 48V47H123ZM147 47H143V48H141L142 50H145ZM224 48H226V47H224ZM224 48H222V49H224ZM230 49H231V47H229ZM228 48V49H229ZM260 48H262V46L260 47ZM6 49V48H5ZM150 49H152V48H150ZM154 49V48H153ZM155 49H156V52H157V50H158V48H156L155 47ZM160 49H161V46H160ZM211 49V48H210ZM114 50H116V49H114ZM212 50V49H211ZM210 50V51H211ZM3 51H4V49H3ZM8 51H10V50H8ZM147 51H149V50H146V52L145 53H147ZM151 51V50H150ZM163 51V52H164ZM220 51H221V49H220ZM219 50H218V52H219V55H220V52ZM226 51H227V49H226ZM231 51V50H230ZM133 52H135V53H133ZM142 52V51H141ZM153 52V51H152ZM151 52V53H152ZM212 52H213V50H212ZM211 52V53H212ZM225 52V51H224ZM150 53V52H149ZM210 53V54H211ZM215 53V52H214ZM154 54V53H153ZM156 54V53H155ZM4 55V54H3ZM12 55V54H11ZM140 55V56H139ZM147 55H148V53H147ZM150 55V54H149ZM148 55V56H149ZM165 55V56H164ZM176 55V56H175ZM216 55V53L214 54V56ZM233 55H232V57H233ZM234 55V56H235ZM1 56V55H0ZM7 56V55H6ZM148 56H146V58L148 57ZM154 56V55H153ZM152 56V57H153ZM156 56H158V55H156ZM163 56V57H162ZM213 56V57H214ZM221 56H222V54H221ZM5 56H2L1 58H4ZM8 57V56H7ZM6 57V58H7ZM9 57H10V55H9ZM88 57L89 58H92V60H89L88 59ZM150 57H151V55H150ZM164 57H166L165 58V60L163 59ZM169 59H168V58ZM177 57H179V56H177ZM176 57V58H177ZM182 57V56H181ZM196 57V58H195ZM212 57V56H211ZM216 57H218L217 55H216ZM220 57V56H219ZM218 57V58H219ZM6 58H4V59H6ZM143 58H145V57H143ZM149 58V57H148ZM159 58V59H160ZM191 58V59H192ZM224 58V57H223ZM234 58V57H233ZM239 58V57H238ZM238 58H236L237 60H238ZM4 59H2V60H4ZM10 59V58H9ZM13 59V58H12ZM14 59H15V57H14ZM189 59V58H188ZM209 59H211V61H212V58H208L207 60L208 61H210ZM222 59V58H221ZM239 59V60H240ZM149 60H150V58H149ZM184 60H186V59H184ZM190 60V59H189ZM193 60V59H192ZM191 60V61H192ZM223 60V59H222ZM222 60H219V61H217L216 63H219L220 61H221V63H222ZM225 60V59H224ZM239 60H238V63H239ZM151 61V60H150ZM179 61H181L180 59H179ZM187 61V60H186ZM227 61V60H226ZM226 61H223V63H224V66H225V62ZM8 62V61H7ZM10 62V61H9ZM151 62H153V61H151ZM183 62V61H182ZM188 62V61H187ZM193 63H194V61H192ZM200 63L202 62V61H199ZM199 62H197V65H198V63ZM214 62V61H213ZM55 63V67L53 68L52 66H51V64H54ZM150 63V64H149ZM179 63V64H178ZM203 63H205V61H203ZM215 63V64H216ZM235 63H237V61L235 62ZM237 63V64H238ZM241 63V62H240ZM243 63H241V64H243ZM190 64V63H189ZM231 64V66H233V65H236V64H233V62L232 63H230ZM241 64H239V65H241ZM8 65H11V63L10 64H8ZM19 65H18V67H19ZM50 65V66H49ZM191 65H193V64H191ZM195 65V64H194ZM201 64H199V66H200ZM218 65V64H217ZM216 65V66H217ZM219 65H221V64H219ZM218 65V66H219ZM190 66V65H189ZM202 66H205V64H203ZM212 66V65H211ZM218 66H217V68H218ZM230 66V65H229ZM229 66L227 67V65H226V68H228L229 69ZM181 67V68H180ZM186 67V66H185ZM195 67H196V65H195ZM208 67V66H207ZM207 67H206V69H207ZM221 68L223 67V66H220ZM12 68V67H11ZM48 68H50V70L47 69ZM52 68V69H51ZM159 68V67H158ZM188 68V67H187ZM191 68V67H190ZM200 68V67H199ZM214 68V67H213ZM216 68V69H217ZM225 68V67H224ZM224 68L221 70V71H223V73H224ZM231 68H234V66L233 67H231ZM54 69V70H53ZM192 69V68H191ZM196 69V68H195ZM197 69H198V67H197ZM197 69H196V71H197ZM201 69V68H200ZM205 69V70H206ZM211 70L212 69V67H208V70ZM234 69H236V68H234ZM18 70V69H17ZM47 70V71H46ZM51 70H53L52 72H51ZM183 70V69H182ZM185 70H186V68H185ZM189 70V69H188ZM204 70V71H205ZM203 71V70H202ZM203 71V72H204ZM232 71V70H231ZM236 71V72H237ZM6 72V71H5ZM15 72H16V69H15ZM72 72H73V76H74V74L76 73V75H75V79L72 77ZM158 72V71H157ZM191 72V71H190ZM198 72H199V70H198ZM206 72H207V70H206ZM209 72V71H208ZM219 72V71H218ZM226 73L227 72H229L227 69H226V71H225ZM235 72V71H234ZM235 72V73H236ZM191 73H194V68H193V71L191 72ZM230 74H231V72H229ZM234 73V74H235ZM238 73V72H237ZM4 74V73H3ZM13 74H14V72H13ZM35 74V75H34ZM40 76H39V75ZM48 74V73H47ZM47 74H45L46 75V77L44 76L43 77V79L45 78H47V81L50 79L49 78V76L50 75H52V74H49V76L47 75ZM163 74V73H162ZM196 74H197V72H196ZM195 74V75H196ZM229 74V76H233V74H231L230 75ZM53 75H52V77H53ZM157 75H159V77L157 76ZM8 76V75H7ZM6 76V77H7ZM20 76V77H21ZM34 76V77H33ZM197 76V75H196ZM198 76H199V74H198ZM197 76V77H198ZM200 76L198 77V78H200ZM219 76V75H218ZM226 75H224V77H225ZM229 76H228V78H229ZM28 77V78H29ZM36 77V78H35ZM59 77V76H58ZM164 77V78H163ZM205 77V78H204ZM217 76H215V77H213V78H216ZM220 77H221V75H220ZM233 77H235V75L233 76ZM1 78V77H0ZM2 78H4V77H2ZM10 78V77H9ZM19 78V77H18ZM29 78V79H30ZM162 78V79H161ZM196 78V77H195ZM226 78H227V76H226ZM241 78L239 79L238 78V80H241ZM247 78H249V79H247ZM36 79V81H32V83H31V85L33 86V85H35L36 84V82L38 81ZM79 79H81L80 80V82L82 81L83 83H82V87H81V84H80V89H79V87H77V81H79ZM202 79H200V80H202ZM212 79V78H211ZM210 79V80H211ZM218 78H216V81H219V79H222L221 80V82L222 81H224V82H227V81H225V80H223V75H222V78H219L218 80H217ZM0 80H4V79H0ZM16 80H20V78L19 79H16ZM73 80H74V82H73ZM193 80L198 84V85H200L198 88H197V86H195V83H194V85L193 84H191L192 82H193ZM199 80V81H200ZM204 80H203V82L202 83H204ZM209 80V81H210ZM213 80V79H212ZM228 80V79H227ZM21 81V80H20ZM19 81V82H20ZM26 81V80H25ZM230 81V80H229ZM228 81V82H229ZM236 81H237V79H236ZM242 82H243V79L241 80ZM1 82V81H0ZM21 82H23L24 83V81H21ZM46 82V81H45ZM210 82H212V81H210ZM214 82V81H213ZM233 82H235V78L233 79ZM8 83V82H7ZM23 83H21V84H23ZM39 81L37 82V84H36V87L38 88L37 89V91L39 90V89H41V88H39V87H44L43 85H45V83H44V80H42V82H40V83H44V84H42V86H40L39 84ZM146 83H149V85H148V87H147V85H146ZM158 83V84H157ZM229 83H231V82H229ZM244 83V82H243ZM244 83V84H245ZM2 84V88H5L4 87V85H3V83H0V85ZM30 83H28L27 84V81H26V84H24V85H29ZM143 84H145L146 85V87L143 85ZM213 84H215V87H218V85L219 84H217V83H211V85L210 84H208V87L210 86V92L209 93H207L209 96H210V93L212 92H215V90H216V92L218 91L219 92V90L220 89H223V88H221V85H222V87L223 86H225L224 88V90H226V87L228 88V87H230V86H226L224 83V85L223 84H221L220 85V89H219V87L218 88H216V89H214L213 87H214V85ZM216 84H217V86H216ZM6 85V84H5ZM9 85V84H8ZM15 85H17V87H18V84H17V82H16V84H14V87H15ZM24 85H19L20 87H22L23 86V89L25 88L24 87ZM39 85V86H38ZM212 85H213V87H212ZM232 85H235V84H232ZM7 86V85H6ZM10 86V85H9ZM145 87V90L146 89H148V90H151L154 86H157V88L156 87H154L153 88V90H154V92H147V94H145L144 92L145 91H143L142 90V87ZM192 86H195V88H194V90H193V88H192ZM202 86H205V87H203L202 88ZM0 87V89H2ZM35 87V88H36ZM143 87V88H144ZM211 87H212V89H211ZM234 87H236V86H234ZM248 87V86H247ZM251 87H253V85H251ZM11 88H12V90H13V87L11 86ZM28 88H30V86H28ZM27 88V89H28ZM78 88V89H77ZM183 88H188V92L190 93V92H192L191 91V89L190 88H192V90H193V93H194V96H196V99H195V103L196 104H191V102L190 103H188V102H181V101H183L184 100V98H187L188 96H185L184 97V93L182 94L183 95V97H182V99H179V98H177V99H175L174 97H173V95L171 96V94H169V93H171L172 92V94H173V92L174 91H176V93H174V96H175V94L176 95H178V97H179V95L180 94H177V91H182L183 92ZM8 89H9V87H8ZM14 89H16V88H14ZM21 90H22V88H20ZM30 89H32V91H30V90H27L26 92L27 93H29V92H35V89L33 88V87H31ZM33 89H34V91H33ZM43 89V88H42ZM203 89V92L205 93V90ZM214 89V91H211V90H213ZM218 89V90H217ZM249 89V88H248ZM4 90V89H3ZM6 90V89H5ZM12 90H7V91H5V92H10V91H12ZM56 90H58V91H56ZM139 90H142L143 92L142 93H140L139 92ZM196 90V91H197ZM224 90H222V92L224 91ZM242 90H244V89H242ZM62 91V92H61ZM186 91V90H185ZM244 91H246V90H244ZM1 92V91H0ZM16 92V91H15ZM14 92V93H15ZM19 92V91H18ZM64 92V93H63ZM201 92V91H200ZM225 92V91H224ZM223 92V95L225 94V95H227L226 93H224ZM237 92V91H236ZM248 92V91H247ZM8 93H5V94H3V93H1L0 94V100H1V102L0 103H4L5 102V100L6 99H8L9 97H8ZM11 93V92H10ZM13 93V92H12ZM13 93V94H14ZM21 93L22 92H19V94L21 95ZM37 93V92H36ZM35 93V94H36ZM39 93V92H38ZM41 94H42V90H41V92H40ZM39 93V94H40ZM63 93V94H62ZM179 93V92H178ZM192 93V94H193ZM228 93V92H227ZM249 93V92H248ZM247 93V94H248ZM251 94H252V92H250ZM254 93V92H253ZM18 94V93H17ZM18 94V95H19ZM32 94V93H31ZM57 94V95H56ZM141 94V95H140ZM169 94V95H168ZM198 95L200 94L199 92L197 93ZM218 94V95H217ZM12 95V94H11ZM25 95H26V93H25ZM43 95V94H42ZM45 95L46 94H44L43 96H42V99L44 98V101H45ZM187 95V94H186ZM222 95V96H223ZM224 95V96H225ZM250 95V94H249ZM14 96V95H13ZM15 96H16V93H15ZM36 96V95H35ZM50 96V97H49ZM55 96H56V98H55ZM169 96H171L172 98H170ZM193 96V95H192ZM193 96V97H194ZM203 96V95H202ZM216 96H214V97H216ZM223 96V97H224ZM8 97V98H7ZM11 97V96H10ZM25 97V96H24ZM37 97V96H36ZM177 97V96H176ZM180 97H181V95H180ZM190 97H191V93H190ZM190 97H188L187 99H191V101H192V98H190ZM19 98H20V96H19ZM29 98V97H28ZM35 98V97H34ZM39 98H41V96L39 97ZM195 98V97H194ZM193 98V99H194ZM13 99V98H12ZM22 99V98H21ZM36 99V98H35ZM35 99H34V101H35ZM212 99H210V100H212ZM220 99V98H219ZM222 99V98H221ZM26 100H27V97H26ZM30 100H31V98H30ZM92 100V101H91ZM197 100V101H196ZM232 100V99H231ZM231 100H230V102H231ZM4 101V102H3ZM10 101V100H9ZM12 101V100H11ZM21 101V100H20ZM24 101V100H23ZM29 101V100H28ZM31 102L30 104H31V106L33 105L34 106V109H36L35 108V106H36V101L35 102ZM40 101H43V100H40ZM87 101V102H86ZM202 100H200V102H201ZM215 101V102H214ZM224 101H226L225 100V98H224ZM227 101H228V96H227ZM227 101H226V103H227ZM22 102V101H21ZM232 102H235L236 103V101H233L232 100ZM15 103H17V102H15ZM15 103H11L12 105L10 106V107H12V108H14L13 107V105L15 106V105H17V104H15ZM23 103V102H22ZM86 103H88V105H89V103H92L93 105H94V108L95 109H98V112L97 113H99V115L97 116V117H95V115H97V113L96 114H94V116H86V115H91V114H86L85 112H83V111H85V110H83V107L86 105ZM192 103H194V102H192ZM6 104V103H5ZM4 104V105H5ZM21 104V103H20ZM26 104H28V103H26ZM40 104H43V103H40ZM229 104H232V103H229ZM229 104H228V106H229ZM1 105V104H0ZM8 105V104H7ZM3 106V107H1V108H7V110H8V107L9 106ZM29 105V104H28ZM47 105H46V108H47V110L49 109L48 107H47ZM234 105V104H233ZM236 105H239L240 106V104H236ZM21 106V105H20ZM23 106V105H22ZM26 106V105H25ZM24 106V107H25ZM33 106H32V108H33ZM42 106V105H41ZM87 106V105H86ZM232 106V105H231ZM246 106V105H245ZM9 107V108H10ZM23 107V108H24ZM27 107V106H26ZM90 107V106H89ZM241 107V106H240ZM248 106H246V108H247ZM250 108H251V106H249ZM20 108V107H19ZM45 108V107H44ZM45 108V109H46ZM69 108V109H70ZM215 108V107H214ZM238 108V107H237ZM249 108V109H250ZM27 109H29V108H27ZM45 109H43V110H45ZM68 109V110H69ZM243 109V108H242ZM252 109V108H251ZM10 110H11V108H10ZM14 110V109H13ZM22 110V109H21ZM25 110V109H24ZM40 110V109H39ZM71 110V109H70ZM241 109H239V111H240ZM245 110H248V108L247 109H244V111H242L241 110V114H242V112H245ZM15 111H16V109H15ZM26 111H28V110H26ZM25 111V112H26ZM32 111V113L33 114H35L34 112H33V109L31 110ZM49 111V110H48ZM53 111V110H52ZM95 111V110H94ZM253 110H251V112H252ZM11 112V111H10ZM43 112V111H42ZM45 112V111H44ZM54 112V111H53ZM66 112V111H65ZM89 112H91V111H89ZM96 112V111H95ZM250 112V111H249ZM251 112H250V114H251ZM4 113H6V112H4ZM31 113V114H32ZM39 112H37V114H38ZM67 113H69V112H67ZM85 113V114H84ZM92 113V112H91ZM198 113V114H197ZM2 114V113H1ZM7 114V113H6ZM28 114V113H27ZM44 114V113H43ZM46 114H49L48 112L46 113ZM50 114H51V112H50ZM52 114H54V113H52ZM60 114H62V113H60ZM240 114V115H241ZM248 114V113H247ZM9 115V114H8ZM18 115V114H17ZM39 115V114H38ZM42 115V114H41ZM45 115V114H44ZM64 115H66V114H64ZM170 115V114H169ZM172 115V114H171ZM238 115L239 114H237L236 115V117L235 116H233V117H235V118H237L238 117ZM243 115V114H242ZM249 115V114H248ZM252 115V114H251ZM250 115V116H251ZM263 115V114H262ZM26 116V115H25ZM40 116V115H39ZM173 116L174 115H172V119H170L169 120V116L168 115H166V117H169V118H167L169 121H175V120H173ZM31 117H33L34 118V116H32L31 115ZM42 117V116H41ZM50 117V116H49ZM53 117H54V115H53ZM52 117V118H53ZM57 117V116H56ZM195 117V118H194ZM247 117V116H246ZM2 118V117H1ZM11 118H12V115H11ZM10 118V119H11ZM17 118V117H16ZM26 119H27V116L25 117ZM51 118V117H50ZM58 118V117H57ZM56 118V119H57ZM61 118V117H60ZM114 118H117V120H114ZM239 118V117H238ZM240 118H245V115H244V117H241L240 116ZM249 118V117H248ZM251 118H252V116H251ZM262 118V117H261ZM25 119V120H26ZM54 119V118H53ZM64 119V118H63ZM208 119L210 120V121H208ZM232 119V118H231ZM4 119H2V121H3ZM23 120V119H22ZM102 120V119H101ZM248 120V119H247ZM1 121V122H2ZM9 121V120H8ZM20 121H21V119H20ZM47 121V120H46ZM52 121V120H51ZM64 121H66V119L64 120ZM102 121H104V120H102ZM107 121V120H106ZM232 121H233V119H232ZM242 121V120H241ZM251 121H252V119H251ZM11 122H12V120H11ZM21 122H23V121H21ZM20 122V123H21ZM31 122V121H30ZM48 122V121H47ZM62 122V120L60 121V123ZM71 122V121H70ZM70 122H68L69 124H70ZM98 122H100V121H98ZM112 122H109V123H112ZM159 121H157V123H155L154 124V126H156L157 124L159 125L160 123H158ZM206 122V123H207ZM237 122H239V121H237ZM243 122V121H242ZM245 122V121H244ZM243 122V123H244ZM250 122V121H249ZM253 122V121H252ZM68 123H66L67 125H68ZM72 123V122H71ZM104 123H105V121H104ZM150 123V122H149ZM214 123V124H215ZM234 123H235V121H234ZM240 123V122H239ZM18 124V123H17ZM26 124V123H25ZM37 124V123H36ZM51 124V123H50ZM65 124V125H66ZM203 124H205V123H203ZM244 124H246V123H244ZM248 124V123H247ZM246 124V125H247ZM1 125V124H0ZM12 125V124H11ZM31 125H33V122H32V124ZM133 125V124H132ZM229 125H232V124H229ZM236 125L237 124H235V126L234 127H236ZM240 125V124H239ZM238 125V126H239ZM245 125V126H246ZM264 125V124H263ZM262 125V127H258V128H262V131H261V133L264 131V126ZM13 126V125H12ZM19 126V125H18ZM21 126V125H20ZM40 126H42V125H40ZM69 126V125H68ZM77 126V127H76ZM75 126V128H78V124ZM81 126V125H80ZM113 126H112V128H113ZM135 126V125H134ZM223 126H225V125H222V127ZM241 126V125H240ZM243 126V125H242ZM249 126H250V124H249ZM5 127V126H4ZM14 127V126H13ZM23 127V126H22ZM37 127V126H36ZM47 127V126H46ZM53 127V126H52ZM57 127V126H56ZM81 127H83V126H81ZM83 127V128H84ZM108 127V126H107ZM130 127H131V125H130ZM200 127V126H199ZM211 126L209 125V128H210ZM212 127H213V124H212ZM211 127V129L212 130H214L215 129V127H214V129ZM232 127V126H231ZM26 128V127H25ZM69 128V127H68ZM109 128H110V126H109ZM111 128V129H112ZM136 128V126L134 127V128H132V129H135ZM138 128H141V127H138ZM149 128V127H148ZM153 128H155V127H153ZM157 128V127H156ZM162 129V127H158L157 129L159 130V129ZM208 128V127H207ZM206 127H205V129H207ZM227 130H228V127H225ZM233 128V127H232ZM231 128V130H235V129H232ZM238 128V129H237ZM6 129V128H5ZM9 129V128H8ZM19 129V128H18ZM23 129V128H22ZM42 129H44V128H42ZM47 129V128H46ZM64 129V128H63ZM73 129H74V127H73ZM107 129V128H106ZM114 129V128H113ZM112 129V130H113ZM131 129V128H130ZM174 129V128H173ZM172 128H170V129H168V130H170V131H172L173 130ZM201 129V128H200ZM203 129V128H202ZM204 129V131L202 130V132L204 133L205 131H206V134H207V136H208V134H210L211 133V129H210V133L208 132V130L209 129H207V130H205ZM217 129L218 130H220L218 127H217ZM222 130H220V132H218V134H219V136H218V134H216L215 132H217V131H215V132H212V133H215V134H213L212 136H213V138H215L214 136H218V137H222V136H227L228 134L229 135H231V133H226V134H224L223 132V134L224 135H222V133H221V131H224V129L223 128H221ZM245 129V128H244ZM243 129V130H244ZM1 130V129H0ZM11 130V129H10ZM16 130V129H15ZM19 130H21V129H19ZM45 130V129H44ZM78 130V129H77ZM91 130V129H90ZM100 130V129H99ZM105 130V129H104ZM163 131H164V129H162ZM161 130V131H162ZM230 130V131H231ZM236 130H241L239 127H236ZM242 130V131H243ZM247 130V129H246ZM23 131V130H22ZM43 131V130H42ZM51 131H53V133H56V132H54V130H51ZM63 131V130H62ZM79 131V130H78ZM115 131V130H114ZM135 131V130H134ZM146 131H150L149 133H152L151 132V128H150V130L148 129V130H146ZM152 131H153V133H155L154 135H157V133L152 129ZM160 131V132H161ZM163 131L161 132L162 134H160V133H158V134H160V136H158V137H160L161 139H162V142L165 140V139H163V134L165 133H163ZM229 131V130H228ZM237 131V132H238ZM248 131V133H249V130H247ZM246 131V132H247ZM251 131V130H250ZM1 132H3V131H1ZM14 132V131H13ZM38 132V131H37ZM73 132V131H72ZM75 132V131H74ZM73 132V133H74ZM89 132V131H88ZM113 131H111V133H112ZM131 132H133V133H131ZM136 132V131H135ZM169 132V131H168ZM208 132V133H207ZM232 132V131H231ZM237 132H235V134L237 133ZM34 133V132H33ZM43 133V132H42ZM72 133V134H73ZM117 133V132H116ZM152 133V134H153ZM172 133V135H174V133L175 132H169L167 135L166 134H164V135H166L165 137H167V138H169V139H172V141H174V140H176V139H179V138H181V135L178 137V136H175L174 138H171L170 136H168L169 134H171ZM220 133H221V135L222 136H220ZM234 132H232V134H233ZM243 133V132H242ZM4 134V133H3ZM6 134V133H5ZM11 134V133H10ZM13 134V133H12ZM14 134H15V132H14ZM17 134V133H16ZM29 134V133H28ZM46 134V133H45ZM77 134V133H76ZM106 134V133H105ZM113 134V133H112ZM152 134H151V136H152ZM176 134V133H175ZM246 134V133H245ZM51 135H53V134H51ZM62 135V134H61ZM63 135H64V133H63ZM63 135H62V137H63ZM84 135V134H83ZM110 135V134H109ZM113 135H116V134H113ZM116 135V136H117ZM139 136L141 135V133H139L138 134ZM137 135V136H138ZM176 135H178V134H176ZM234 135V134H233ZM238 135H240V136H243L242 134H241V132L238 134ZM237 135V136H238ZM12 136V135H11ZM38 136H40V135H38ZM42 136V135H41ZM67 136V135H66ZM97 136V135H96ZM105 136V135H104ZM133 136H135V135H133ZM139 136H138V138H139ZM151 136L150 137H145V139L146 138H150V139H148V140H150V142H151ZM211 136V135H210ZM236 136V135H235ZM244 136H247L248 137V135L246 134V135H244ZM15 137V136H14ZM17 137V136H16ZM27 137V136H26ZM43 137V136H42ZM65 137V136H64ZM152 137H154V136H152ZM156 137V136H155ZM154 137V138H155ZM157 137V138H158ZM164 137V138H165ZM218 137H216L215 139L217 140V139H220V138H218ZM231 137V136H230ZM234 137V136H233ZM231 138V139H233V140H237V139H234V138ZM23 138V137H22ZM25 138V137H24ZM35 138V137H34ZM71 138V137H70ZM101 138V137H100ZM117 138H118V136H117ZM119 138L120 139H122L121 138V136H119ZM137 138V139H138ZM144 138V137H143ZM154 138H152V140L154 139ZM159 138V139H160ZM237 138V137H236ZM239 138V137H238ZM69 139V138H68ZM145 139H143V140H145ZM156 139V138H155ZM158 139V140H159ZM160 139V140H161ZM174 139V140H173ZM181 139H183V138H181ZM225 139H228V137L227 138H225ZM248 139V138H247ZM246 139V140H247ZM250 139V138H249ZM249 139H248V141H249ZM31 140V139H30ZM36 140V139H35ZM43 140V139H42ZM58 140V139H57ZM60 140V139H59ZM71 140V139H70ZM118 140V139H117ZM157 140V139H156ZM155 140V141H156ZM193 140V139H192ZM228 140H230V139H228ZM228 140H226V141H228ZM246 140H244V141H246ZM18 141H19V139H18ZM21 141V140H20ZM125 141V142H126ZM131 141V140H130ZM140 141V140H139ZM138 141V142H139ZM154 141V140H153ZM171 141V142H172ZM177 141V140H176ZM225 141V142H226ZM264 141V140H263ZM22 142V141H21ZM26 142V141H25ZM47 142V141H46ZM122 142V141H121ZM124 142V141H123ZM137 142V143H138ZM141 142V141H140ZM148 142V141H147ZM166 142H168V140H166ZM237 142V141H236ZM235 142V143H236ZM10 143V142H9ZM27 143V142H26ZM103 143H105V142H103ZM116 143V142H115ZM118 143V142H117ZM163 143H165V142H163ZM183 143H184V141H183ZM182 143V144H183ZM187 143V142H186ZM185 143V144H186ZM222 143H223V141H222ZM227 143V142H226ZM232 143V142H231ZM244 143V142H243ZM18 144V143H17ZM34 144V143H33ZM32 144V145H33ZM47 144V143H46ZM171 144V146L168 144V147L170 146V148H168V149H173L174 148V146L176 145V143L175 144H173V142L172 143H170ZM239 144V143H238ZM240 144H242V141H241V143ZM31 145V146H32ZM45 145V144H44ZM145 145V144H144ZM143 145V146H144ZM151 145V144H150ZM164 145V144H163ZM174 145V146H173ZM180 145H181V143H180ZM188 145V144H187ZM195 145V144H194ZM243 145V144H242ZM245 145V144H244ZM16 146V145H15ZM30 146V147H31ZM114 146V145H113ZM129 146V145H128ZM134 146V145H133ZM138 146V144L136 145V147ZM140 146H141V143H140ZM160 146H162L161 144H160ZM165 146V145H164ZM177 146V145H176ZM176 146H175V148L174 149H176ZM263 146V145H262ZM5 147V146H4ZM9 147V146H8ZM33 147V146H32ZM71 147V146H70ZM178 147V146H177ZM180 147V146H179ZM179 147L177 148V150H179V151H181L180 149H182L183 147L181 146V148L179 149ZM1 148V147H0ZM48 148V147H47ZM79 148H81V147H79ZM109 148V147H108ZM126 148V147H125ZM132 148H134V147H132ZM132 148H131V150H132ZM148 148V147H147ZM165 148V147H164ZM226 148V147H225ZM243 148V147H242ZM241 148V149H242ZM7 149H10V148H7ZM6 149V150H7ZM12 149V148H11ZM34 149V148H33ZM38 149V148H37ZM167 149V148H166ZM184 149V148H183ZM13 150V149H12ZM58 150V149H57ZM69 150H71V149H69ZM77 150H79V149H77ZM136 150V149H135ZM143 150V149H142ZM162 150V148L160 149V151ZM60 151V150H59ZM159 151V152H160ZM184 151H187V148L184 150ZM204 151V150H203ZM28 152V151H27ZM43 152V151H42ZM61 152V151H60ZM70 152V151H69ZM76 152V151H75ZM109 152V151H108ZM131 152H133V151H131ZM140 153L142 152V154H143V151H139ZM145 152V151H144ZM147 152V151H146ZM158 152V153H159ZM166 152V151H165ZM164 151H163V153H165ZM174 153H175V155H177L176 154V151H173ZM219 152H220V150H219ZM262 152H263V150H262ZM13 153V152H12ZM11 153V154H12ZM17 153V152H16ZM29 153V152H28ZM118 153V152H117ZM137 153V152H136ZM147 153H149V150H148V152ZM154 153V152H153ZM166 153H168V151L166 152ZM177 153H179L178 151H177ZM185 153V152H184ZM7 154V153H6ZM32 154V153H31ZM37 154H39V153H37ZM76 154V153H75ZM89 154H91V153H89ZM110 154H111V152H110ZM141 154V155H142ZM146 154V153H145ZM160 154H161V152H160ZM170 153H168L167 155H169ZM180 154V153H179ZM192 154V153H191ZM9 155V154H8ZM122 155V154H121ZM140 155V156H141ZM150 155H152L151 153H150ZM161 155H163V154H161ZM203 155V154H202ZM205 155V154H204ZM106 156V155H105ZM104 156V157H105ZM139 156V155H138ZM137 156V157H138ZM144 156V155H143ZM146 156V158H145V160H147V159H149V158H147V156L148 155H145ZM153 156V155H152ZM181 156H182V158L184 157L183 156V152L181 153ZM180 156V157H181ZM192 156H194V155H192ZM208 156H212V153H210V154H208ZM64 157H65V155H64ZM71 157V156H70ZM98 157H99V155H98ZM110 157V156H109ZM149 157H151V156H149ZM163 156H161V158H162ZM201 157V156H200ZM257 157H259V163L258 162H255V163H257V166L259 167V171L262 169V168H264V156H258L257 155ZM67 158V157H66ZM78 158V157H77ZM106 158H107V156H106ZM139 158H143L142 156L141 157H139ZM155 158V157H154ZM153 158V159H154ZM159 158V157H158ZM156 158L157 160H160L161 158ZM164 158H165V156H164ZM167 158V157H166ZM171 158V157H170ZM173 158V157H172ZM174 158H176V157H174ZM186 158V157H185ZM12 159V158H11ZM51 159V158H50ZM65 159V158H64ZM152 159V161H154ZM194 159V158H193ZM100 160V159H99ZM122 160V159H121ZM144 160V159H143ZM179 160H181V159H179ZM201 160V159H200ZM199 160V161H200ZM8 161V160H7ZM6 161V162H7ZM96 161V160H95ZM126 161V160H125ZM148 161V160H147ZM4 162V161H3ZM9 162V161H8ZM7 162V163H8ZM129 162V161H128ZM151 162V161H150ZM194 162V161H193ZM6 163V164H7ZM24 163V162H23ZM51 163V162H50ZM63 163V162H62ZM67 163V162H66ZM71 163H73V162H71ZM152 163V162H151ZM4 164V163H3ZM2 164V165H3ZM9 164V163H8ZM37 164V163H36ZM92 164V163H91ZM102 164V163H101ZM153 164V163H152ZM177 164H180V162L179 163H177ZM186 164V166H187V163H185ZM196 163H194V165H195ZM117 165V164H116ZM132 165V164H131ZM156 165V164H155ZM189 165V164H188ZM10 167L9 165H3L2 167ZM90 166V165H89ZM109 166V165H108ZM126 166V165H125ZM145 166V165H144ZM158 166H160V165H158ZM195 166H197V165H195ZM1 167V166H0ZM35 167V166H34ZM49 167H50V165H49ZM54 167V166H53ZM67 167V166H66ZM74 167V166H73ZM166 167V166H165ZM175 167V166H174ZM178 167H180V166H178ZM185 167V166H184ZM183 167V168H184ZM51 168V167H50ZM49 168V169H50ZM64 169H65V166L63 167ZM69 168V167H68ZM106 168V167H105ZM20 169H21V167H20ZM49 169H45L46 171H48L49 172ZM87 169H88V167H87ZM172 169V168H171ZM175 169V168H174ZM178 169V168H177ZM253 169V168H252ZM36 170V169H35ZM34 170V171H35ZM52 170V169H51ZM50 170V171H51ZM67 170V169H66ZM69 170V169H68ZM179 170L181 171V168H179ZM254 170V169H253ZM7 171H9V170H7ZM30 171V170H29ZM73 171V170H72ZM76 171V170H75ZM112 171V170H111ZM165 171V170H164ZM172 171H173V169H172ZM55 172V171H54ZM88 172V171H87ZM5 173V172H4ZM3 173V174H4ZM10 173V172H9ZM50 173V172H49ZM48 173V174H49ZM53 173V172H52ZM56 173V172H55ZM85 172H83V174H84ZM20 174V173H19ZM38 174V173H37ZM47 174V175H48ZM64 174V173H63ZM65 174H66V171H65ZM64 174V175H65ZM114 174H115V172H114ZM255 174V173H254ZM34 175V174H33ZM49 175H51V174H49ZM53 175H54V173H53ZM67 175V174H66ZM81 175H82V173H81ZM87 174H85V176H86ZM151 175V174H150ZM153 175V174H152ZM32 176V175H31ZM38 176V175H37ZM77 176V175H76ZM158 177H160V179H158V180H160L161 181V176H159V175H157ZM4 177V176H3ZM2 177V178H3ZM18 177H19V175H18ZM61 177V176H60ZM67 177V176H66ZM92 177V176H91ZM152 177V176H151ZM163 177V176H162ZM178 177V176H177ZM186 177V176H185ZM184 177V178H185ZM25 178V177H24ZM29 178V177H28ZM31 178H33V177H31ZM41 178V177H40ZM148 178V177H147ZM170 178V177H169ZM173 178V177H172ZM47 179H48V177H47ZM58 179H60V178H58ZM84 179V178H83ZM92 179V178H91ZM98 179V178H97ZM100 179V178H99ZM163 180H164V178H162ZM186 179H187V177H186ZM2 180H4V181H7V179L5 180V179H2ZM31 180H33V179H31ZM42 180V179H41ZM70 180H71V178H70ZM69 180V182H71ZM80 180V179H79ZM165 180H166V182H167V180H168V178H165ZM1 181V180H0ZM37 181V180H36ZM44 181V178H43V180H42V182ZM52 181V180H51ZM63 181H64V179H63ZM155 181V180H154ZM160 181H157V182H160ZM185 181V180H184ZM8 182V181H7ZM32 182V181H31ZM31 182H29L30 183V185H31ZM67 182V181H66ZM75 182V181H74ZM82 182V181H81ZM179 182V181H178ZM6 183V182H5ZM9 183V182H8ZM22 183V182H21ZM41 183V182H40ZM55 183V182H54ZM59 183V182H58ZM57 183V184H58ZM80 183V182H79ZM83 183V182H82ZM163 183V182H162ZM24 184V183H23ZM27 184V183H26ZM35 184V183H34ZM98 184V183H97ZM100 184V183H99ZM109 184V183H108ZM128 184V183H127ZM213 184V183H212ZM217 184V183H216ZM7 185V184H6ZM10 185V184H9ZM67 185V184H66ZM70 185V184H69ZM68 185V186H69ZM77 185V184H76ZM84 185V184H83ZM93 185V184H92ZM126 185V184H125ZM162 185V184H161ZM8 186V185H7ZM36 186V185H35ZM37 186H38V184H37ZM56 186V185H55ZM60 186V185H59ZM58 186V187H59ZM80 186V185H79ZM94 186V185H93ZM117 186V185H116ZM183 186H186V185H183ZM212 186V185H211ZM32 187V186H31ZM42 187H43V185H42ZM44 187H45V185H44ZM48 187V186H47ZM50 187V186H49ZM76 187V186H75ZM84 187V186H83ZM113 187V186H112ZM128 187V186H127ZM192 187H194V186H192ZM3 188H4V186H3ZM82 187H80V189H81ZM85 188V187H84ZM88 188V187H87ZM182 188V187H181ZM186 188V187H185ZM213 188V187H212ZM12 189V188H11ZM11 189H9V187L8 188H5V189H2V190H0V212L2 213V214H0V229H2V230H5V231H8L10 228H23V226H25V225H32V223H31V215H33L34 214V216L33 217H35V213L34 212H37L38 210L36 209V208H34V210L36 209V211H34V210H31L32 209V207L35 205V204H37L38 203V205L40 204L41 205V209H43V210H45L46 211V208L48 209L49 208V204L50 205H52V200H53V198L52 197H50V196H52V195H47V194H45L43 191H41L42 190V188H41V190H40V188H34L35 189V191H34V189H29L28 191L27 190H25V191H23L25 194L24 195H27L28 196V198L27 199H25L24 197L25 196H21V195H23L22 194V192L20 193L19 191L17 192V191H14V188L12 189V191H9V190H11ZM23 189V188H22ZM44 189V188H43ZM58 189V188H57ZM100 189V188H99ZM103 189V188H102ZM107 189V188H106ZM189 189V188H188ZM194 189V188H193ZM94 190V189H93ZM92 190V191H93ZM96 190V189H95ZM94 190V191H95ZM112 190V189H111ZM183 190H185V189H183ZM21 191V190H20ZM28 193H27V192ZM59 191V190H58ZM67 191H69L68 189H67ZM203 191V190H202ZM217 191V190H216ZM10 192H11V194H10ZM13 192H16V193H13ZM60 192V191H59ZM61 192H62V190H61ZM178 192V191H177ZM181 192V191H180ZM14 195H13V194ZM27 193V194H26ZM44 193V195L46 196H44V195H42ZM46 193H48V192H46ZM50 194H52L53 192H49ZM65 193V192H64ZM80 193V192H79ZM93 193H95V192H93ZM190 193V192H189ZM200 193V192H199ZM66 194V193H65ZM77 194V193H76ZM101 194V193H100ZM195 194V193H194ZM80 195V194H79ZM78 195V196H79ZM95 195V194H94ZM178 195V194H177ZM185 195V194H184ZM30 196V197H29ZM54 196V195H53ZM61 196V195H60ZM63 196V195H62ZM77 196V195H76ZM133 196V195H132ZM182 196V195H181ZM47 197H48V199H47ZM56 197V196H55ZM59 197V196H58ZM64 197V196H63ZM75 197V196H74ZM102 197V196H101ZM106 197V196H105ZM131 197V196H130ZM179 197H180V195H179ZM50 198V199H49ZM60 198H62V197H60ZM77 198V197H76ZM97 198H98V196H97ZM103 198V197H102ZM119 198V197H118ZM127 198V197H126ZM63 199V198H62ZM72 199H74V198H72ZM106 199V198H105ZM121 199V198H120ZM125 199V198H124ZM123 199V200H124ZM133 199V198H132ZM138 199V198H137ZM28 200V201H27ZM50 200H51V202H50ZM64 200V199H63ZM94 200H95V198H94ZM97 200V199H96ZM100 200V199H99ZM98 200V201H99ZM107 200V199H106ZM128 200V199H127ZM60 201V200H59ZM73 201V200H72ZM76 201V200H75ZM74 201V202H75ZM137 201V200H136ZM10 203V206L11 207H8V205H9V203ZM62 202V201H61ZM77 202V201H76ZM111 202V201H110ZM131 202H132V200H131ZM139 202V201H138ZM64 203V202H63ZM62 203V204H63ZM73 203V202H72ZM95 203H96V201H95ZM109 203V202H108ZM8 204V205H7ZM54 204V203H53ZM61 204V205H62ZM80 204V203H79ZM111 204V203H110ZM131 204V203H130ZM133 204H135V203H133ZM177 204V203H176ZM108 205V204H107ZM112 205V204H111ZM126 205V204H125ZM128 206H129V204H127ZM70 206V205H69ZM77 206V205H76ZM75 206V207H76ZM103 206V205H102ZM114 206V205H113ZM131 206V205H130ZM184 206H185V204H184ZM6 207H7V209L9 208V210L11 211L12 209V211H13V213H11V212H9V213H11L12 215H7V213L8 212H5L6 214H4L3 212L4 211H9V210H6ZM35 207V206H34ZM38 207V206H37ZM40 207V206H39ZM38 207V209H40ZM63 207V206H62ZM96 207V206H95ZM105 207H108V206H105ZM135 207V206H134ZM181 207H183V206H181ZM12 208V209H11ZM65 208V207H64ZM99 208V207H98ZM113 208V207H112ZM124 208V207H123ZM31 210L33 213H29L28 212V216L27 217H25L26 215H25V213L27 212V210ZM57 209V208H56ZM55 209V210H56ZM61 209V208H60ZM78 209V208H77ZM95 209V208H94ZM51 210H53V209H51ZM87 210V209H86ZM90 210H92V209H90ZM182 210V209H181ZM30 211V212H31ZM48 211H49V209H48ZM39 212H40V210H39ZM38 212V213H39ZM43 212V211H42ZM51 212L52 211H50V214H51ZM64 212V211H63ZM74 212L75 213H78L77 211H75L74 210ZM123 212V211H122ZM185 212V211H184ZM65 213H67V212H65ZM71 213V212H70ZM93 213V212H92ZM27 214V213H26ZM29 214H31L30 216H29ZM40 214V213H39ZM45 214H46V212H45ZM60 214V213H59ZM58 214V215H59ZM61 214H62V210H61ZM72 214H74L73 212L71 213V215ZM42 215V214H41ZM40 215V216H41ZM54 215H56V214H54ZM88 215V213L86 214V216ZM118 215V214H117ZM126 215V214H125ZM37 216V215H36ZM39 216V215H38ZM37 216V217H38ZM49 216V215H48ZM51 216V215H50ZM52 216H53V212H52ZM62 216H64V215H62ZM61 216V217H62ZM25 217V218H24ZM29 217H30V220H29V224H28V222H27V220L29 219ZM111 217V216H110ZM39 218V217H38ZM60 218V217H59ZM58 218V219H59ZM73 218V217H72ZM47 219V218H46ZM52 219H53V217H52ZM62 220H63V218H61ZM33 220V219H32ZM35 220V219H34ZM37 220H39V219H37ZM41 220H43V219H41ZM45 220V219H44ZM44 220H43V223H44ZM68 220H70V219H68ZM107 220V219H106ZM89 221H90V219H89ZM115 221V220H114ZM38 222V221H37ZM49 222H53V221H49ZM55 222H56V220H55ZM64 222V221H63ZM62 222V223H63ZM74 222V221H73ZM85 222H86V220H85ZM34 223V222H33ZM42 223V222H41ZM45 223H46V221H45ZM51 223H49V224H51ZM58 223L59 224H61V222H59L58 221ZM57 222H56V224H58ZM81 223H82V221H81ZM84 223V222H83ZM110 223V222H109ZM39 224V223H38ZM53 224H55V223H53ZM68 224H70V223H68ZM73 224V223H72ZM74 224H75V222H74ZM73 224V225H74ZM43 225V224H42ZM81 225V224H80ZM80 225H79V227H80ZM165 225V224H164ZM36 226H38V225H36ZM44 226V225H43ZM50 226V225H49ZM59 226V225H58ZM69 226V225H68ZM83 226V225H82ZM108 226V225H107ZM173 226V225H172ZM30 228L29 229H31V226H29ZM39 227V226H38ZM37 227V228H38ZM41 227V226H40ZM52 227V225L50 226V228ZM53 227H54V225H53ZM52 227V228H53ZM57 226H55L54 228L55 229H57L56 228ZM61 227H63L64 228V226H61ZM71 227V226H70ZM70 227L68 228V230L66 231H64L65 232V234L66 235H68L69 237H71L70 235H69V233H71L72 232V229L75 227V226H73L71 229H70ZM165 227V226H164ZM34 228H36L35 226H33L32 227V229L33 230H31L32 232L34 231V230H36L37 231V229H34ZM43 228V227H42ZM54 228L53 229H51V232H52V230H54ZM58 228H60V227H58ZM83 228V227H82ZM117 228V227H116ZM47 229V228H46ZM62 229V228H61ZM61 229H60V231H61ZM64 229H67V227H65ZM64 229H62V230H64ZM103 229V228H102ZM106 229V228H105ZM161 229H163V228H161ZM28 230V229H27ZM40 230V229H39ZM41 230H43V229H41ZM45 230V229H44ZM49 230V229H48ZM47 230V231H48ZM59 230V229H58ZM58 230L56 231L55 230V232H58ZM71 232H70V231ZM73 230H75V229H73ZM81 230V229H80ZM107 230V229H106ZM112 230H113V228H112ZM168 230V229H167ZM76 231V230H75ZM77 231H78V229H77ZM76 231V232H77ZM110 231V230H109ZM30 232V231H29ZM44 232H46V231H43V235H44ZM54 232V231H53ZM62 232V231H61ZM68 234H67V233ZM80 232V231H79ZM96 232V231H95ZM39 233V231H37V234ZM47 233V232H46ZM45 233V234H46ZM49 233H50V231H49ZM48 233V234H49ZM114 233V232H113ZM177 233V232H176ZM175 233V234H176ZM182 233V232H181ZM30 234V233H29ZM36 234V233H35ZM37 234H36V236H37ZM53 234H55V233H53ZM58 234V233H57ZM61 234V233H60ZM102 234H103V232H102ZM119 234V233H118ZM32 235H34V234H32ZM47 235V234H46ZM51 235V234H50ZM75 235V234H74ZM94 235V234H93ZM97 235V234H96ZM35 236V235H34ZM39 236H40V234H39ZM47 236H49V235H47ZM55 236H56V234H55ZM58 237H59V235H57ZM60 236H62V235H60ZM116 236V235H115ZM154 236V235H153ZM174 236V235H173ZM31 237V236H30ZM42 237V236H41ZM102 237H103V235H102ZM159 237H161V236H159ZM151 238V237H150ZM162 238V237H161ZM32 239V238H31ZM43 239V238H42ZM66 239H67V237H66ZM95 239V238H94ZM35 240V239H34ZM38 240H40V241H42L41 239H38ZM47 240V239H46ZM62 240V239H61ZM68 241H66V243H67ZM251 242V241H250ZM41 243V242H40ZM63 243H65L64 241H63ZM66 245V244H65ZM94 245V244H93ZM162 245H163V243H162ZM163 246H165V245H163ZM261 246V245H260ZM64 247V246H63ZM165 248V247H164ZM66 248H64V250H65ZM148 249V248H147ZM63 250V251H64ZM67 250V249H66ZM166 250V249H165ZM169 251V250H168ZM239 251H241V250H239ZM146 252H147V250H146ZM237 252V251H236ZM64 254H65V252H63ZM161 253V252H160ZM163 253V252H162ZM168 254H169V252H168ZM170 255V254H169ZM241 255V254H240ZM243 255V254H242ZM153 256V255H152ZM6 257H7V255H6ZM52 257V256H51ZM66 257H67V255H66ZM147 257V256H146ZM153 257H155V256H153ZM236 258V257H235ZM38 259V258H37ZM145 259V258H144ZM161 259V258H160ZM168 259V258H167ZM230 259V258H229ZM41 261H42V259H40ZM153 260V259H152ZM27 261V260H26ZM25 261V262H26ZM45 261V260H44ZM103 261V260H102ZM157 261V260H156ZM162 261V260H161ZM46 262V261H45ZM59 262V261H58ZM154 262V261H153ZM158 262V261H157ZM29 263V262H28ZM156 263V262H155ZM26 264V263H25ZM45 264V263H44ZM53 264H54V262H53Z\"/></svg>",
    "mask_w": 264,
    "mask_h": 264
}]
</instances>
